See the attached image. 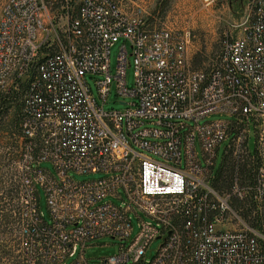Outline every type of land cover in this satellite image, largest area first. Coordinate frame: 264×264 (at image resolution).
Returning <instances> with one entry per match:
<instances>
[{
  "label": "built area",
  "instance_id": "built-area-1",
  "mask_svg": "<svg viewBox=\"0 0 264 264\" xmlns=\"http://www.w3.org/2000/svg\"><path fill=\"white\" fill-rule=\"evenodd\" d=\"M254 8L252 22L201 69L188 57L190 31L149 27L140 6L126 12L116 0H80L58 26L46 0H6L0 89L26 83L20 264H64L71 257L70 264H90L87 243L104 236L118 240V250L93 264H264V232L248 226L231 202L232 194H264V154L257 152L264 127V0ZM120 39L112 74L110 49ZM128 56L132 88L125 79ZM112 90L123 109H104ZM211 114L230 119L200 122ZM224 142L219 168L228 154L235 166L229 192L212 185ZM43 161L52 163L53 174ZM244 162L250 180L241 184ZM70 171L104 176L75 181ZM38 187L49 221L40 212ZM232 221L241 227H226Z\"/></svg>",
  "mask_w": 264,
  "mask_h": 264
},
{
  "label": "rangeland",
  "instance_id": "rangeland-1",
  "mask_svg": "<svg viewBox=\"0 0 264 264\" xmlns=\"http://www.w3.org/2000/svg\"><path fill=\"white\" fill-rule=\"evenodd\" d=\"M50 10L55 15L54 20L58 26H61L65 19L63 14L65 10L75 12L80 0H70L66 7L65 0H46ZM123 9L130 10L132 6H140L145 10L146 23L149 27H169L177 30H189L191 33V42L188 46V57L193 67L206 69L210 68L216 61L220 53L224 41L235 37L241 30L250 24L254 17V1L255 0H214L208 6H204L201 0H116ZM6 0H0V15L2 6ZM135 4H133V3ZM133 8V9H134ZM123 9V10H124ZM126 12H131L127 11ZM123 40L120 39L110 49V70L112 74L115 71L116 58ZM130 53V47L128 44ZM130 65L126 68V84L128 88H132L134 84V67L132 57L128 56ZM88 82L95 96H97L96 88L92 79L88 78ZM26 83L19 81L17 89H14L15 96L11 98V107L7 112L6 131H3L0 136V187L4 190L3 207L0 209V264H18V245H17V222L18 211L21 204V179H20V136L17 125V103L23 99ZM10 90L13 88H9ZM7 86L1 88L0 91L9 90ZM121 99L115 98L112 90L110 96L103 104L105 110L123 109L125 106L120 104ZM126 102L134 101V98L126 97ZM216 119H230L225 114H211L200 120L211 121ZM258 139H260V147L258 153L264 154V127L258 130ZM225 142L220 145L217 152V157L214 166V172L219 169L223 158V150ZM255 137L253 131L250 132L248 139V147L250 150L254 148ZM196 151L200 154L198 142H196ZM246 154L242 161H248ZM241 162V161H240ZM40 166L47 169L50 173H54L52 163L49 161L41 162ZM75 181H86L97 179L104 176L102 173H87L77 174L70 171L68 173ZM249 182V181H247ZM225 182H220L217 187H223ZM227 183V182H226ZM39 191V207L44 219L49 221V213L46 205L44 191L38 187ZM221 191L229 192L228 185ZM236 197V198H234ZM257 200L253 205L252 200ZM255 198V199H254ZM111 200L115 204L119 201L114 198L107 197L104 201ZM231 202L233 209L237 211L242 220L250 227L264 232V194L255 196L248 192L246 194H232ZM256 206V207H255ZM257 212V214L255 213ZM246 213H250L248 216ZM257 217L256 222H253V217ZM144 220L148 218L143 217ZM132 236L138 232V220L133 217ZM256 223V224H255ZM255 224V225H253ZM229 228H239L240 225L235 224V221L226 225ZM118 243L116 239L104 236L97 238L87 243L84 250V257L88 259L90 264H93L96 259L110 256L117 252ZM160 239L153 240L145 254L146 261H149L154 255ZM74 257L65 260L64 264H70Z\"/></svg>",
  "mask_w": 264,
  "mask_h": 264
},
{
  "label": "trees",
  "instance_id": "trees-1",
  "mask_svg": "<svg viewBox=\"0 0 264 264\" xmlns=\"http://www.w3.org/2000/svg\"><path fill=\"white\" fill-rule=\"evenodd\" d=\"M16 93V91H14V89H9V90H3L0 91V136L1 133L3 131H6L7 127V112L8 109L11 107V98H13ZM22 104H23V99L20 101V103H17V108H18V112H17V125H18V131H19V136H20V164H21V160H22V156H21V144H22V134H21V121H22ZM1 159V158H0ZM234 163L232 162L231 159V155H227L224 160H223V167L219 168L217 170V173L215 174L214 178L212 179V185L216 188V189H223L224 187H226V185H228V187L231 185L232 183V176L234 173ZM21 169V168H20ZM238 172L240 175V183L243 184L247 181L250 180L249 177V172L250 170L247 167V162H244L243 164L239 165L238 167ZM20 179H21V197H22V192H23V183H22V171H20ZM225 182L223 187H217L218 184L220 182ZM227 182V183H226ZM2 187H0V209L3 207V197H4V190H1ZM252 200L253 205H255L254 203H256L255 200ZM256 207V206H255ZM1 211V210H0ZM20 211H21V204L19 207V211H18V222H17V231H18V226H19V222H20ZM1 213V212H0ZM255 213L257 214V212L255 211ZM250 213H246V215L248 216ZM258 219L257 217H253L252 221L256 222ZM256 224V223H255ZM253 224V225H255ZM17 245H18V236H17ZM1 249V247H0ZM2 251V250H1ZM0 251V252H1ZM18 251V264H20V254H19V247L17 248Z\"/></svg>",
  "mask_w": 264,
  "mask_h": 264
},
{
  "label": "crops",
  "instance_id": "crops-1",
  "mask_svg": "<svg viewBox=\"0 0 264 264\" xmlns=\"http://www.w3.org/2000/svg\"><path fill=\"white\" fill-rule=\"evenodd\" d=\"M133 3V2H132ZM133 4H135V3H133ZM133 8H134V6H132L131 8H130V10H127V9H124V10H127V11H132L133 10Z\"/></svg>",
  "mask_w": 264,
  "mask_h": 264
}]
</instances>
